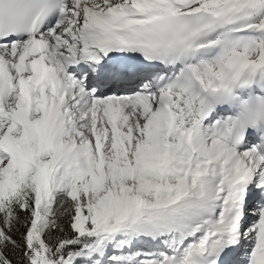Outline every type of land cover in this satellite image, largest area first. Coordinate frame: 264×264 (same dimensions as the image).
<instances>
[{
	"label": "snow or ice",
	"instance_id": "1",
	"mask_svg": "<svg viewBox=\"0 0 264 264\" xmlns=\"http://www.w3.org/2000/svg\"><path fill=\"white\" fill-rule=\"evenodd\" d=\"M0 264H264V0H0Z\"/></svg>",
	"mask_w": 264,
	"mask_h": 264
}]
</instances>
